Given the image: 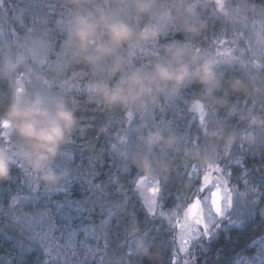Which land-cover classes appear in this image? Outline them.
<instances>
[{"label":"rangeland","instance_id":"rangeland-1","mask_svg":"<svg viewBox=\"0 0 264 264\" xmlns=\"http://www.w3.org/2000/svg\"><path fill=\"white\" fill-rule=\"evenodd\" d=\"M51 1L53 0H0V57L9 53L21 55L23 62L15 73L16 86L21 90L45 87L65 98L66 92L73 89L89 92L90 82L78 83L72 78L69 81L66 80V53L73 51L68 49L71 46L70 41L66 42V28L69 32L71 26L66 22V18H58L54 23L56 31L61 35L64 34V38L57 41L60 43L58 49L42 38L43 32L52 21L44 15L46 8H50L48 5L52 3ZM97 1L103 2V6H100V2L98 5L92 3L90 7L103 8L117 19L120 18L125 7L134 8V0ZM232 1L235 3H231ZM248 2L250 0H193L196 9L194 19L203 18L205 21L220 22L222 27L216 36L207 35V33L202 35L201 41L204 42L195 48L189 43L186 47L201 59L210 58L214 63L216 74L223 67L237 68L246 77L256 82L257 87L260 86L264 90V9L254 7ZM158 3L172 7L174 4H181L182 0H158ZM26 19L29 24L26 23ZM192 19V17L180 15L175 25L164 26L162 30L174 29L178 26L182 28L184 23ZM156 39L150 43L135 46L132 57L134 64L131 63V67L144 69L151 67L152 58L157 53L155 52ZM223 41L227 43L222 44ZM21 42L24 43V48L34 50L35 55L27 54L24 48L19 46ZM57 42L53 45H57ZM127 51L128 49H125L126 53ZM204 91V96L201 98L207 100L210 93L205 88ZM180 96V93H177L161 97L156 103L146 101L142 105L131 108V111L127 113L131 114V120L126 115L121 118L123 120L108 117L105 121V125L107 124L108 130L111 131L106 135L112 142V147L107 149V153L112 154L114 164L118 168L123 165V168L127 169L142 158L151 162L150 167H145L149 170L148 174L140 175L135 180L145 181L143 187L136 190L142 199L141 203L152 199L151 188L154 182H158L162 187L168 179L169 170L176 166L177 153L165 144L148 143L146 135L149 131L159 130L165 137L171 136L177 139L176 132L171 131V125H175V122H166L163 119L166 114L159 103L163 101V105L168 106L170 98H182ZM90 103H94L95 110L99 111L101 107L99 101ZM205 104L207 102L197 100L188 106L193 119L186 127L189 128L193 122L197 121L198 123H195L201 134L209 136L213 133V136L202 144L201 150H198V143H194L197 147L192 146L193 150L190 152L191 155L187 156V162L181 174V177H187L186 183L177 198L167 199L164 202L163 224L159 220L153 224V216L145 211L154 229L171 228L175 221L169 219L168 214L175 212L177 205L188 202L187 194L193 193L199 187V179L203 176L222 178L230 188L237 190L233 192L235 210L233 211L234 226L231 228H240L258 219L262 221V225L264 224V206L259 203L256 187L250 180L252 175L243 168L240 157L241 154L245 156L249 153V150L256 153L264 149L262 121L264 108H257L258 110L255 111L253 110L255 102L251 103L252 110H249L241 121L240 130L237 129L235 133H231L225 145H222L217 141V131L222 124L215 119L210 127L213 130L211 129L208 134L206 130H203L202 133V129L210 125L209 117H211ZM201 114H203V122H201ZM253 120L256 122L252 123ZM130 129H138L135 138L132 141L120 143L118 138L122 141L126 140ZM3 131L0 129V132ZM76 148L74 145L71 148L65 143L53 164L55 168L66 174V179L59 187L66 191H53L42 186L23 161L20 162L23 163L24 170L13 167L14 175L17 173L12 179L13 188L7 190L0 187V237L13 250L15 248L21 256L33 250L38 251L41 264H104L115 253L127 256L132 261L135 260L141 255L145 246L143 233L132 231L131 227L125 224L124 228L121 226L125 215L120 190H111L110 184L106 186L111 180L98 182V175H92L87 166L79 167L74 164L72 158L77 152ZM119 154H126V164L122 163ZM193 169L198 176L193 174ZM28 172L32 174L31 177L27 175ZM254 199H257L258 203L254 204ZM110 206L116 214V218L111 220L108 219ZM157 208L159 210V202ZM115 222H117L116 225H114ZM231 228L226 226L224 232ZM224 232H221L219 237ZM259 236L249 244V250L246 249L245 253L237 255L242 258L243 264H264V257L260 256L261 251H264V245L257 244L252 247L255 241L264 238V234ZM215 242L216 240L211 248L214 247ZM104 245H107L106 249L103 248ZM176 247L177 245L173 244L172 257ZM11 248L8 247L9 253ZM212 252L210 250L206 256H201V261L207 260L210 264ZM177 255L179 257V254ZM180 259L182 257H179L177 264H180ZM234 261V264H241L240 259ZM0 264H14V262L4 254L0 256Z\"/></svg>","mask_w":264,"mask_h":264},{"label":"clouds","instance_id":"clouds-1","mask_svg":"<svg viewBox=\"0 0 264 264\" xmlns=\"http://www.w3.org/2000/svg\"><path fill=\"white\" fill-rule=\"evenodd\" d=\"M71 2L77 5L68 32V39L74 41L71 55L76 63L90 70V102L99 101L106 108L125 110L146 101L156 103L161 97L177 94L193 82L209 93L220 87L213 61L201 59L179 43L168 47L148 69L130 66L135 46L156 39L164 26L175 25L178 16L193 18L183 24L184 32L195 35L201 30L203 24L194 19L193 0H182L172 7L158 0H134L136 15L148 18L139 29L103 8L88 7L93 0ZM19 46L24 48V43ZM24 51L35 55L30 48ZM22 62L17 53L0 57V78L9 84L8 102L0 111V124L7 122L11 133V143L0 144V182L9 181L13 165L23 161L42 186L55 191L66 179V174L53 164L76 128L77 102L45 87L21 90L16 86L15 73ZM231 88L239 92L243 85L233 82ZM146 140L153 145L165 144L168 148L177 144L174 137H165L159 130L149 131ZM138 163L151 166L146 158Z\"/></svg>","mask_w":264,"mask_h":264},{"label":"trees","instance_id":"trees-1","mask_svg":"<svg viewBox=\"0 0 264 264\" xmlns=\"http://www.w3.org/2000/svg\"><path fill=\"white\" fill-rule=\"evenodd\" d=\"M95 1L97 0H93V5H96V3L98 5L101 2ZM51 2L52 3L48 5L50 8H46L44 15H47L52 21L50 26L48 25L47 29L43 32L42 38L50 42V45L55 49H58L60 43L57 41L63 39L64 34L61 35L56 31L54 23L58 18H66V22L70 25V19L77 5L72 3L71 0H53ZM231 3L234 4L235 1ZM248 3L254 7L264 9V0H250ZM90 6L91 5H88V7ZM100 6H103V2L100 3ZM133 7L134 8H130V6L125 7L119 19L126 20L139 29L148 18L137 16L134 3ZM198 19L203 24V27L195 35L184 32L183 29L180 28L181 26L174 29H163L162 33L157 37L158 39H156L157 48L155 52L157 53L152 58V63L164 55L168 46L170 47L177 43L188 46L189 43L195 48L198 44L204 42L201 41L202 35L207 33V35L216 36L220 31V27H222L220 22L205 21L203 18ZM69 41L71 46L68 49L72 51V49H74V41L68 39V30L66 28V42ZM56 42L57 45L54 46L53 44ZM71 53L72 52L66 53V80L69 81L72 78V80H76L78 83L82 81L91 83L92 77L90 75V70L76 63L72 59ZM132 64H134V62ZM216 76L220 81V87L210 93L207 100L201 98L205 93L204 87L197 82H193L185 86L183 91H179L180 97L182 98H170L168 106H164L163 101L159 103L161 109H163V112L166 114L163 119L166 120V122H175V125H171V131H175V134H177V144L172 148V151L177 153V160L175 161L176 166H174L172 170H169L168 179L162 186L168 192H171L175 198L180 194L182 187L185 185L184 183H186L187 177L183 178L181 174L187 162V156H190V152L193 150L192 146H194V143H198V150H201L202 144L213 136V133L209 136L201 134L196 125V123H198L197 121H195L196 123L193 122L189 128L186 127L189 126L188 123H191V119H193L188 106L197 100L203 101L204 103L207 102L205 106L209 116H211L209 117L210 125H208L206 129H202V133L203 130H206L207 134L211 131L212 128L210 127L213 123V119H215L219 124H222L217 131V141L220 144L222 143V145H225V141L229 139L231 133H235L237 129L240 130L241 121L248 114L249 110H252L250 109L251 106H253L251 103L255 102L253 107L255 111L258 110L257 108H264V90L261 89L260 86L257 87V85H255L256 82L246 77L240 70L237 68L228 69L227 66L223 67ZM233 82L242 84L243 89L239 92H234L231 88ZM8 93L9 84L5 79L0 78V111L7 105ZM66 98L77 102V125L66 142V145L71 148H73V145L75 148L77 147V152L75 151L76 153H74L72 162L79 167L87 166V168H90L92 175H98V182L111 180L106 186L109 184L112 185L111 190H120L123 196L121 200L123 203L122 207L125 220L121 226L124 228L125 224V226L131 227L132 231L135 230L139 234L143 233L145 238V246H143L142 253L135 260L132 261L127 256L115 253V255L111 256L109 261L104 264H171L173 243L171 242L170 234H167L166 230L162 228L159 229L157 227L154 229L152 224L148 221L146 212L142 210V199L138 191L133 190V182L137 180L140 175H147L149 170L145 169L146 166H141L138 163L140 159L135 162L134 165L128 167L130 169H124L123 165L118 168L116 164H114L115 161L112 154L107 153V149H109L112 144L111 139L107 137V135H101L102 133L111 132L108 130L107 124L105 125V121H107L106 119L108 117L120 120L126 117V114L131 111V108L125 110L119 108L110 109L100 103L101 107L99 111H97L95 110V104L88 101L90 93L83 89L67 91ZM86 101L88 103H86ZM209 120L207 118V122H209ZM262 121L264 125V119ZM114 131L115 129L113 132ZM244 131L247 130L244 129ZM97 137H99V139H97ZM69 141H72V143H69ZM250 151L251 150H249V153H246L245 156L241 154L240 157L243 161V168L252 175L250 178L251 183L255 185L257 193L261 194L258 196L259 203L264 206V182H262V178H264V149L256 153ZM122 168L124 170H122ZM235 171L234 175L237 177ZM11 175L12 177L9 181L0 182L1 188L7 190L13 188L12 179L16 177L17 173L14 175L12 171ZM116 177H120V179L117 181ZM183 179H185V181H183ZM114 182L116 183L114 184L115 187H117L116 189L112 184ZM116 224L117 222L114 223V225ZM261 234H264V224L262 225V221L259 219L248 223L246 226L229 229L216 240L214 247L211 248L213 252L210 256V264H226V262L227 264H234L235 261L232 258L245 253L246 249L249 250V244L254 239L260 237L259 235ZM8 247L11 248V246L0 237V256L4 254L6 256L8 255L14 264H41L38 251L33 250L21 256L17 253L15 248L14 250L11 248L9 253Z\"/></svg>","mask_w":264,"mask_h":264},{"label":"snow or ice","instance_id":"snow-or-ice-1","mask_svg":"<svg viewBox=\"0 0 264 264\" xmlns=\"http://www.w3.org/2000/svg\"><path fill=\"white\" fill-rule=\"evenodd\" d=\"M221 43H227V41ZM18 83H20L19 80ZM126 115L129 120H131V114ZM201 122H203V114H201ZM0 129L4 130L0 132V143L10 144L11 133L8 130L7 122L0 124ZM137 131L138 129H130L126 140L122 141L121 138H118L119 142L126 143L132 141ZM101 135H106V133H102ZM97 139H99V137H97ZM69 143H72V141H69ZM110 147H112V145H110ZM62 155L64 157V153H62ZM119 157L122 163L126 164V154H119ZM13 167L24 170V165L20 161H17ZM192 172L198 176L195 169H193ZM27 175L29 177L32 176L30 172H28ZM119 179L120 177H116L117 181ZM144 182L143 179L134 181L133 190L136 191L141 189ZM262 182H264V178H262ZM56 191H66V189L57 188ZM235 191L237 190L230 188L222 178L203 176L199 179V187L193 193L187 194L188 202L177 205L176 211L168 214V218L173 219L175 223L170 229L166 230V233L172 236V243L177 245L176 249L173 251L171 264H177L179 257H182V259H180V264H208L207 260L201 261V256L207 255L211 250L214 240L219 239V234L226 230V226L228 228L234 226L233 211L235 207L233 192ZM151 193L152 199L145 200L142 203V210L153 216V224H155L156 220H159L161 224H163L165 219V212L163 211L164 202L169 198L175 197H173L171 192L161 187L158 182H154ZM260 195L261 194L257 193V196ZM158 202L159 210L157 208ZM253 203H258V200L254 199ZM115 218V211H113L112 206H110L108 219L111 220ZM117 226H119V224ZM177 229L179 231H177ZM257 244L264 245V238L255 241L252 247H255ZM106 247L107 245H104L103 248L106 249ZM177 254H179V257ZM129 255L131 254L129 253ZM260 256L264 257V251H261ZM232 259H240L241 264H243V260L240 257H233Z\"/></svg>","mask_w":264,"mask_h":264}]
</instances>
